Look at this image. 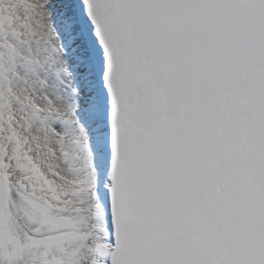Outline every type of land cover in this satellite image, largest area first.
Here are the masks:
<instances>
[{"label":"snow or ice","instance_id":"6c2138e0","mask_svg":"<svg viewBox=\"0 0 264 264\" xmlns=\"http://www.w3.org/2000/svg\"><path fill=\"white\" fill-rule=\"evenodd\" d=\"M0 264H264V0H0Z\"/></svg>","mask_w":264,"mask_h":264}]
</instances>
